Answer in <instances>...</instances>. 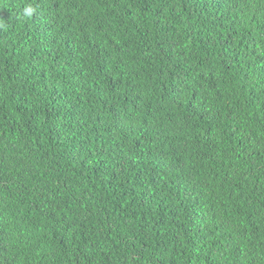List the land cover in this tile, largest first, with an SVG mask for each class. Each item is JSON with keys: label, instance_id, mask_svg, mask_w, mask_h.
Segmentation results:
<instances>
[{"label": "trees", "instance_id": "obj_1", "mask_svg": "<svg viewBox=\"0 0 264 264\" xmlns=\"http://www.w3.org/2000/svg\"><path fill=\"white\" fill-rule=\"evenodd\" d=\"M0 264H264V0H0Z\"/></svg>", "mask_w": 264, "mask_h": 264}]
</instances>
